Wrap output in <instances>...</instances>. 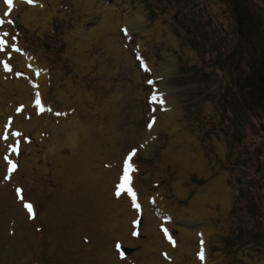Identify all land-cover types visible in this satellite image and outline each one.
Returning <instances> with one entry per match:
<instances>
[{
	"label": "rangeland",
	"instance_id": "obj_1",
	"mask_svg": "<svg viewBox=\"0 0 264 264\" xmlns=\"http://www.w3.org/2000/svg\"><path fill=\"white\" fill-rule=\"evenodd\" d=\"M201 1L202 22L229 39L227 7ZM177 11L168 0H0V264H264V240L245 231L225 252L239 227L254 229L249 202L264 227V116L237 107L223 121L231 72L212 48L199 55ZM74 135L96 146L81 164ZM182 148L203 175L170 162ZM220 177L226 210L191 208Z\"/></svg>",
	"mask_w": 264,
	"mask_h": 264
},
{
	"label": "trees",
	"instance_id": "obj_2",
	"mask_svg": "<svg viewBox=\"0 0 264 264\" xmlns=\"http://www.w3.org/2000/svg\"><path fill=\"white\" fill-rule=\"evenodd\" d=\"M219 1L227 7L233 22L229 39L226 35L221 36L219 32H215V29L211 30V22H202L207 12L205 1L168 0V4L178 8L174 16L176 23L188 35L199 39L195 40V43L192 41V47L199 55L204 58L208 53H215V64L231 72L233 82L228 85L218 102L223 121H233L228 118V114L236 112L237 107L240 108L239 114H246L247 120L256 118L258 114L264 116V11L257 7L255 0ZM151 15L154 16V12H151ZM197 34L201 35V38L196 37ZM205 46H208L209 50L212 48L213 52L207 53ZM263 167L258 168V171L262 173ZM244 209L251 216L254 229L250 231L239 227L236 237L235 232L232 233L225 241L227 256H231L239 241L245 240V232L247 237L252 239L248 240L249 243L260 245L264 240L263 219L259 212L262 209L258 202H249Z\"/></svg>",
	"mask_w": 264,
	"mask_h": 264
},
{
	"label": "bare ground",
	"instance_id": "obj_3",
	"mask_svg": "<svg viewBox=\"0 0 264 264\" xmlns=\"http://www.w3.org/2000/svg\"><path fill=\"white\" fill-rule=\"evenodd\" d=\"M73 129L74 130L78 129L81 133H83V129H82L81 125L78 122H76V124L74 123ZM71 141L73 142V146L75 147V158H77L75 163L76 164L77 163L81 164L79 162V161H81V159L90 160L91 153H92L91 151H92V148H94V146H95L94 144L95 143H93V142L90 143L89 138H88L87 135H84V136H82L80 138H78L77 136L74 135V136L71 137ZM184 142L186 144H189V145H193L194 144V142L193 141H189V139H187V137L185 138ZM89 144H92V146L90 147ZM186 146H188V145H186ZM190 154L191 153L187 152L186 149L182 148L181 150H178L177 152H175L176 158H174L170 162H172L173 165L176 168L179 169V172L182 171L183 173L184 172H189V173H198V174H202L203 175L205 169H204V166L202 164L201 158L199 157V155H190ZM167 157L165 156V158H167ZM167 161L169 162L168 158H167ZM223 183L224 182H223V178L222 177H220L217 180H215L212 183H210L206 187V189L208 190L207 191L208 192L207 195H203V196L197 195L194 198V200L191 202L190 207L193 208V209H196V208L199 209V206L201 204H203L205 202H208L209 204H212V205H215V206L219 205L221 210L225 211L226 208H227V203H228V193H227V190L224 187ZM176 187L178 189V185H176ZM88 189H89L88 192H86L88 195H89V192H96V190L98 189V184H92ZM103 191L106 192L105 189ZM178 191L182 192L180 188L178 189ZM102 195L97 196V192H96L95 198H92V196H91V199H93L92 201L95 202V204L98 202V205L97 204H96V206H95V204L93 205L95 207V211H97V212H99V211L101 212L103 210V207H106L108 205V203H104L103 204V201L101 200L102 199L101 198ZM105 195H106V193H105ZM88 197H90V196H88ZM202 210H203V208H202ZM199 211H200V209H199ZM122 213H123V216H125L126 219H129L130 215H129V212L126 209H123ZM148 226H149L150 234L152 235L153 238L156 239L157 235L155 234V231H156L155 230L156 229L155 228V224L150 221V218H149V225ZM188 237H189V235H188ZM156 240L153 241V244H155V245L158 244V242Z\"/></svg>",
	"mask_w": 264,
	"mask_h": 264
},
{
	"label": "snow or ice",
	"instance_id": "obj_4",
	"mask_svg": "<svg viewBox=\"0 0 264 264\" xmlns=\"http://www.w3.org/2000/svg\"><path fill=\"white\" fill-rule=\"evenodd\" d=\"M5 2L9 5V6H11L12 5V0H5ZM5 15H7V13H5ZM3 23V21L2 20H0V24H2ZM4 35L5 36H7L8 34L7 33H4ZM4 43H6L5 41H3V40H0V44H4ZM6 67H7V65H5ZM16 135H19L18 133H16ZM5 138H7V137H5ZM25 207H27L28 209H29V211L31 212V205H25ZM165 232H166V230H165ZM169 239H171V237H169ZM203 258V256L201 255V259Z\"/></svg>",
	"mask_w": 264,
	"mask_h": 264
},
{
	"label": "water",
	"instance_id": "obj_5",
	"mask_svg": "<svg viewBox=\"0 0 264 264\" xmlns=\"http://www.w3.org/2000/svg\"><path fill=\"white\" fill-rule=\"evenodd\" d=\"M121 250H122L123 252H125V254L128 253L127 250H125V249H123V248H121Z\"/></svg>",
	"mask_w": 264,
	"mask_h": 264
}]
</instances>
